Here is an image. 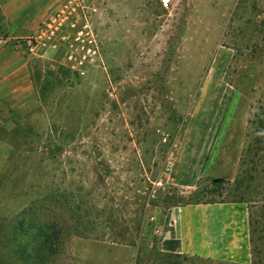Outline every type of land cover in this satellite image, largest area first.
<instances>
[{"label": "rangeland", "instance_id": "1", "mask_svg": "<svg viewBox=\"0 0 264 264\" xmlns=\"http://www.w3.org/2000/svg\"><path fill=\"white\" fill-rule=\"evenodd\" d=\"M39 3L3 36L0 264H181L172 213L238 174L263 223L264 0Z\"/></svg>", "mask_w": 264, "mask_h": 264}, {"label": "crops", "instance_id": "2", "mask_svg": "<svg viewBox=\"0 0 264 264\" xmlns=\"http://www.w3.org/2000/svg\"><path fill=\"white\" fill-rule=\"evenodd\" d=\"M40 1L4 0L0 3V95L5 92L6 80L16 74L23 77L25 68L21 52L13 51V60L6 57L10 49L9 38H4V33L30 31L50 7H43ZM44 1L49 4L51 0ZM33 109V104H28L21 111ZM172 220L174 227L160 243L166 253L182 257L181 264H252L245 203L213 202L178 207V211L172 213Z\"/></svg>", "mask_w": 264, "mask_h": 264}, {"label": "trees", "instance_id": "3", "mask_svg": "<svg viewBox=\"0 0 264 264\" xmlns=\"http://www.w3.org/2000/svg\"><path fill=\"white\" fill-rule=\"evenodd\" d=\"M213 184L217 187V189H219V196H222L224 194L228 195V197L222 200L217 201L216 199H210L207 202H203V203H213V202H238V203H247V200L244 196L245 191L247 190V187H242V179L239 177V174L236 176V178L234 179L233 183H227V186H234V191L235 192H231L232 190L228 187L225 188L223 187V181L221 179H214L212 180ZM239 189L242 190L241 195L237 194V191H239ZM218 190H216L215 192H217ZM230 196V197H229ZM255 213L252 214L251 212H248V226H249V242H250V246L252 247V252L255 251V247L257 245V241L259 238H261V236L258 234L259 229L264 230V221L262 223V221L260 220L261 218L259 216H255ZM260 221H261V227H259L260 225ZM258 235V236H257Z\"/></svg>", "mask_w": 264, "mask_h": 264}, {"label": "built area", "instance_id": "4", "mask_svg": "<svg viewBox=\"0 0 264 264\" xmlns=\"http://www.w3.org/2000/svg\"><path fill=\"white\" fill-rule=\"evenodd\" d=\"M164 4H166L168 2V0H162Z\"/></svg>", "mask_w": 264, "mask_h": 264}]
</instances>
